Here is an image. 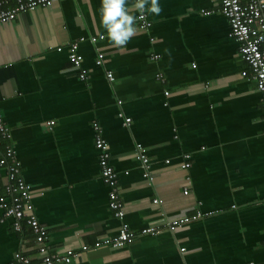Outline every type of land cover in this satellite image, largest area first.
<instances>
[{"label": "crops", "instance_id": "1", "mask_svg": "<svg viewBox=\"0 0 264 264\" xmlns=\"http://www.w3.org/2000/svg\"><path fill=\"white\" fill-rule=\"evenodd\" d=\"M158 2L161 13L146 12L149 27L136 23L124 50L107 39L101 0H54L0 24V116L47 251L77 254L69 264H264L260 95L240 75L248 69L220 0ZM71 47L83 81L68 61ZM93 124L117 175L120 219L108 209ZM135 143L150 180L133 157ZM184 156L188 169L180 167ZM5 182L0 165V195ZM195 214L171 233L161 227ZM120 223L161 232L117 249L91 248ZM16 252L42 264L25 225L13 231L0 209V264H19Z\"/></svg>", "mask_w": 264, "mask_h": 264}, {"label": "built area", "instance_id": "2", "mask_svg": "<svg viewBox=\"0 0 264 264\" xmlns=\"http://www.w3.org/2000/svg\"><path fill=\"white\" fill-rule=\"evenodd\" d=\"M54 0H0V24L14 20L19 13L33 11L36 8H44L51 5ZM203 15L208 12H202ZM218 13L222 15L229 27V37L233 38L237 43L238 55L246 64L247 71L240 72L241 77L248 76L254 81L255 88L260 95L261 109L264 121V0H220ZM143 15V19H141ZM137 23L140 29H147L149 22L146 15L135 10ZM152 41V39H150ZM74 47L69 49L68 61L76 69H78V79L83 81L85 78V70L80 67V58L74 54ZM158 56H151L150 59H157ZM102 55L98 54L94 64H101ZM108 81H112V73L105 72ZM162 72H158L155 78L161 81ZM164 95H167L164 92ZM129 119L125 118L123 124L126 125ZM51 122L47 123L50 125ZM94 148L97 151V164L101 181L107 187V205L115 219L122 217V201L117 187V175L110 164V156L105 142L100 137L98 128L93 124ZM7 128L0 116V165L5 168L6 182L3 194L0 195V209L4 218L11 219L13 231H19L21 223L25 225L32 240L36 246V253L40 256L42 264H69L76 258L77 254L66 251L62 255L50 254L47 251V233L45 228L39 224L33 214L32 205L30 203V188L20 176L19 163L14 157V150L8 144ZM133 157L140 163L142 168V176L150 180L147 173L148 160L143 153L140 144L135 143ZM184 162L180 165L182 169H188L189 163L184 156ZM158 203V200H154ZM199 217L198 214L187 216L169 217L167 221L161 225L162 229L173 232L177 227L182 226ZM160 229L156 226H147L135 232L130 230L126 224L120 223L115 235L98 239L92 243L91 248L111 247L121 248L138 236L150 235L157 237ZM88 246H82L81 250H87ZM181 250V249H180ZM14 261L19 264H29V259L22 256L20 252L13 255Z\"/></svg>", "mask_w": 264, "mask_h": 264}, {"label": "clouds", "instance_id": "3", "mask_svg": "<svg viewBox=\"0 0 264 264\" xmlns=\"http://www.w3.org/2000/svg\"><path fill=\"white\" fill-rule=\"evenodd\" d=\"M131 7L141 14L159 15L162 11L158 0H135ZM100 16L111 46L124 50L137 34V17L131 14L128 0H101Z\"/></svg>", "mask_w": 264, "mask_h": 264}, {"label": "trees", "instance_id": "4", "mask_svg": "<svg viewBox=\"0 0 264 264\" xmlns=\"http://www.w3.org/2000/svg\"><path fill=\"white\" fill-rule=\"evenodd\" d=\"M22 226H24V224L22 225V223H21L20 231H21V229H22ZM30 236H31V234H30ZM31 239H32V237H31ZM32 242H33V240H32ZM33 243H34V242H33Z\"/></svg>", "mask_w": 264, "mask_h": 264}]
</instances>
